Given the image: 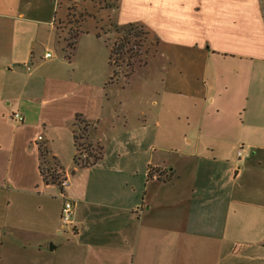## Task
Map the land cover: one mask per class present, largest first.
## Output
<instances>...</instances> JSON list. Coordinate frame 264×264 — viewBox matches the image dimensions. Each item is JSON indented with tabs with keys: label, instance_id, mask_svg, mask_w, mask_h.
<instances>
[{
	"label": "crops",
	"instance_id": "0c3cea01",
	"mask_svg": "<svg viewBox=\"0 0 264 264\" xmlns=\"http://www.w3.org/2000/svg\"><path fill=\"white\" fill-rule=\"evenodd\" d=\"M112 1L0 0V264H264V0ZM97 2L159 44L143 68L165 83L123 119L97 44L66 53L58 26L65 4ZM80 122L102 153L87 169Z\"/></svg>",
	"mask_w": 264,
	"mask_h": 264
},
{
	"label": "rangeland",
	"instance_id": "374dc122",
	"mask_svg": "<svg viewBox=\"0 0 264 264\" xmlns=\"http://www.w3.org/2000/svg\"><path fill=\"white\" fill-rule=\"evenodd\" d=\"M111 3L115 8L117 0ZM107 6V2L89 4L68 3L63 7L65 16L58 20L66 53H72L71 46L74 43L76 35L79 37L77 39V47L79 49H85L87 51L92 48L90 46L91 43L97 44V68L99 78L103 80H108L111 74V69L109 68L110 48L115 43H119L118 37L113 29L114 11H107ZM138 33L140 32L138 31ZM95 34L101 35L100 41H96ZM128 40L130 42L129 45H126V43L123 44V39L120 37V46H124L125 53L127 54L126 57L131 58V64L133 66L129 68L127 65L122 64L121 61L120 66L115 68L116 74L113 81L110 82V84L115 85L108 92L110 100H116V104L120 100L123 102L121 108L118 105L116 106L117 112L115 114V116L121 119L126 115L131 116L133 112L131 102L133 100H151L150 92L147 89L149 88V83L158 85L165 83L164 77H162L164 73L161 74L159 72L158 62L152 63L148 69L143 68L154 58L155 51L159 49V44L156 42L157 40L154 36L149 31L143 29L140 34H137V32L131 33ZM51 53L53 56L58 57L65 55V52H61L60 48L58 50H52ZM172 75L174 79L181 78V76L184 78L189 77V74L185 70L179 71L178 73L173 71ZM143 84L147 88L142 89L141 93L139 88L141 89ZM148 111L149 108L147 107Z\"/></svg>",
	"mask_w": 264,
	"mask_h": 264
},
{
	"label": "trees",
	"instance_id": "16d2710c",
	"mask_svg": "<svg viewBox=\"0 0 264 264\" xmlns=\"http://www.w3.org/2000/svg\"><path fill=\"white\" fill-rule=\"evenodd\" d=\"M113 29H114V33L118 37L119 43H115L110 48L109 66L111 68V77L109 79V83L113 81L115 74H116L115 68L120 66L121 61H122V64L127 65V67L129 68H132L133 66L131 64V58L126 57L127 54L125 53L124 46L123 45L120 46V37H122L123 39V44L126 43V45H129L130 42L128 40V37L131 35V33L137 32V34H140L143 29L149 31L148 28L142 23H130L127 25H113ZM138 31L140 33H138ZM98 37H101V35L98 34ZM78 38H79L78 35H76V37L74 38V43L71 46V49L75 48ZM87 129H88V125L83 122H80V125L73 129L74 142H75L77 151L78 150L80 151V149L83 147L81 146V141H85ZM86 145L87 147L85 151L87 152V155H88L87 158L84 161L81 160L80 158L75 159V163L79 169L90 168L101 159L102 153L98 145L94 146L89 143L88 144L86 143ZM46 155H47L46 150H42L41 156H42L43 162H42L41 173H42L43 180L46 184L59 186L58 177L55 175V172L52 171L51 166L45 160L47 157Z\"/></svg>",
	"mask_w": 264,
	"mask_h": 264
},
{
	"label": "built area",
	"instance_id": "2783aa9c",
	"mask_svg": "<svg viewBox=\"0 0 264 264\" xmlns=\"http://www.w3.org/2000/svg\"><path fill=\"white\" fill-rule=\"evenodd\" d=\"M52 57V54H46L45 58H51ZM13 119L17 122H23V117L18 114V113H15L13 115ZM43 138L40 136L38 138V141H42ZM81 146H83L80 151L78 150L77 151V156H76V159L77 158H80L81 160H85L87 158V152L85 151L87 145H86V141H81ZM239 156H242V153L240 152L238 154ZM52 168V171L55 172V175L58 177V180H59V187L64 191L66 190L69 186H70V183L68 181V179L64 178L61 173L59 172V170L54 167V166H51ZM61 223H62V226L63 228H70L72 226V223H73V204L72 202L66 200L63 207H62V210H61Z\"/></svg>",
	"mask_w": 264,
	"mask_h": 264
}]
</instances>
